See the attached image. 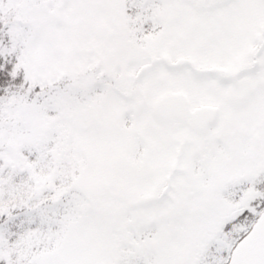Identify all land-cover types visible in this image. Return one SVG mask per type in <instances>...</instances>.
Returning <instances> with one entry per match:
<instances>
[{
  "label": "snow or ice",
  "instance_id": "obj_1",
  "mask_svg": "<svg viewBox=\"0 0 264 264\" xmlns=\"http://www.w3.org/2000/svg\"><path fill=\"white\" fill-rule=\"evenodd\" d=\"M0 264H264V0H0Z\"/></svg>",
  "mask_w": 264,
  "mask_h": 264
}]
</instances>
